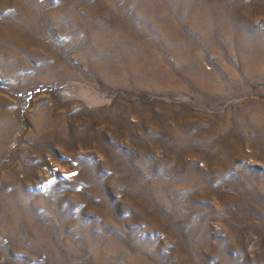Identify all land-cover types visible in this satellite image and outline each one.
Masks as SVG:
<instances>
[{"label":"rangeland","instance_id":"obj_1","mask_svg":"<svg viewBox=\"0 0 264 264\" xmlns=\"http://www.w3.org/2000/svg\"><path fill=\"white\" fill-rule=\"evenodd\" d=\"M0 264H264V0H0Z\"/></svg>","mask_w":264,"mask_h":264}]
</instances>
